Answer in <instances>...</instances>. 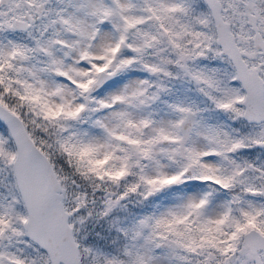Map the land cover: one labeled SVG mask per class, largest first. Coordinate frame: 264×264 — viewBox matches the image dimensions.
I'll return each instance as SVG.
<instances>
[{"label": "snow or ice", "instance_id": "1", "mask_svg": "<svg viewBox=\"0 0 264 264\" xmlns=\"http://www.w3.org/2000/svg\"><path fill=\"white\" fill-rule=\"evenodd\" d=\"M0 264H264V0H0Z\"/></svg>", "mask_w": 264, "mask_h": 264}]
</instances>
